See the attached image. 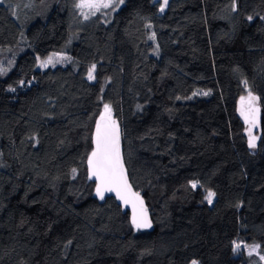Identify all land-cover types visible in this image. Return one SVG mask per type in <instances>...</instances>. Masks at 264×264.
Masks as SVG:
<instances>
[{
    "label": "trees",
    "instance_id": "1",
    "mask_svg": "<svg viewBox=\"0 0 264 264\" xmlns=\"http://www.w3.org/2000/svg\"><path fill=\"white\" fill-rule=\"evenodd\" d=\"M79 2L0 3V264H264V0ZM105 104L154 230L94 198Z\"/></svg>",
    "mask_w": 264,
    "mask_h": 264
},
{
    "label": "snow or ice",
    "instance_id": "2",
    "mask_svg": "<svg viewBox=\"0 0 264 264\" xmlns=\"http://www.w3.org/2000/svg\"><path fill=\"white\" fill-rule=\"evenodd\" d=\"M3 0H0L2 3ZM115 0H80L76 7L80 9H89L91 14H95L96 11L104 8L113 7ZM119 3H123V0H119ZM168 0H163V4L160 6V11L163 12L164 8L167 6ZM85 19L88 18V13H83ZM252 18L249 17V20ZM264 19V18H262ZM154 38V37H152ZM51 62V58L49 61ZM43 66V65H41ZM96 66L92 65L88 72V79H94V71ZM6 71V69H0V72ZM247 82H245L246 84ZM14 90V89H10ZM207 95V93H205ZM257 97L253 96L249 92L247 97V114L243 105L245 104V98L241 97V115L245 116V120L248 121L252 126H255L256 119L255 113L258 109L255 107V101ZM251 116V120H249ZM249 147H255L256 137L252 136L251 131H249ZM95 148L91 152V155L87 158L88 163V178L95 179V195L101 200L105 198V193H115L117 199L121 200L125 205L131 204L132 206V224L137 228L151 227L150 222L147 218V210L143 206V201L140 198L139 193L133 192L131 185L128 182V178L125 172V167L123 159L120 152V133L118 125L115 120L111 119V108L109 105H104V112L100 115L99 121L96 124V132L94 137ZM76 169H73V173ZM193 188L196 184L193 183ZM215 193L209 191L206 199L211 204L212 198ZM234 249L236 251L243 247H248L242 242L233 241ZM256 247L253 246L249 250V254L255 251ZM264 260V256L260 257ZM192 264H197L193 261Z\"/></svg>",
    "mask_w": 264,
    "mask_h": 264
},
{
    "label": "water",
    "instance_id": "3",
    "mask_svg": "<svg viewBox=\"0 0 264 264\" xmlns=\"http://www.w3.org/2000/svg\"><path fill=\"white\" fill-rule=\"evenodd\" d=\"M258 111L255 113V119L256 121H260L261 117H262V110H261V107L260 106H255ZM246 114H247V111H246ZM100 119V118H99ZM98 119V121H99ZM111 119L112 120H115L116 121V124L118 125V128H119V133H120V152H121V157L123 159V163H124V167H125V172H126V175H127V178H128V182L129 184L131 185V189L133 192H137L139 193L140 195V198L142 199L143 201V206L144 208L147 210V218H148V221L150 222L151 224V227H142L141 229H148V230H154L155 229V225H154V222H153V217H152V212H151V208L145 198V196L143 195L142 192H140L133 184L132 180H131V176H130V172H129V169L127 167V163H126V159H125V146H124V130H123V126H122V123L121 121L116 118L114 115L111 114ZM97 124V123H96ZM95 132H96V126H95V129H94V133H93V144H94V137H95ZM95 148V144L93 146V149ZM93 151V150H92ZM91 155V154H90ZM91 182H94L96 184V181L95 179H89ZM94 198H96L97 200L100 201V203H105L109 198H115L118 202V204L123 208V211L125 213H131V218H132V206L131 204H127L125 205L121 200L117 199L115 193H105V198L103 200H101L99 197H97L95 195V192H94Z\"/></svg>",
    "mask_w": 264,
    "mask_h": 264
},
{
    "label": "rangeland",
    "instance_id": "4",
    "mask_svg": "<svg viewBox=\"0 0 264 264\" xmlns=\"http://www.w3.org/2000/svg\"><path fill=\"white\" fill-rule=\"evenodd\" d=\"M119 2V0H115V3L113 4V6L114 5H116L117 3ZM102 9H104V8H102ZM86 11H90L89 9H85ZM101 10V9H100ZM60 56L58 55H55V57L53 58L54 60H60ZM54 60H51V61H54ZM43 62V61H42ZM42 62H40L41 64H42ZM256 97V96H255ZM259 102H258V98H257V100L255 101V104H258ZM243 107L244 108H247V97H245V104L243 105ZM249 131H251V134H252V136H254V137H256V139H255V141H257L258 140V135L256 134V126H252L251 124L248 126V133H249ZM250 249H248V251H249ZM253 253H257V252H259V249L256 247V249H255V251H252Z\"/></svg>",
    "mask_w": 264,
    "mask_h": 264
}]
</instances>
